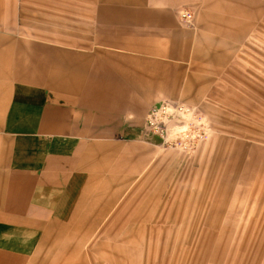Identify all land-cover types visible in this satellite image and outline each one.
I'll use <instances>...</instances> for the list:
<instances>
[{
    "label": "rangeland",
    "instance_id": "obj_1",
    "mask_svg": "<svg viewBox=\"0 0 264 264\" xmlns=\"http://www.w3.org/2000/svg\"><path fill=\"white\" fill-rule=\"evenodd\" d=\"M204 2L144 0L174 20L165 30L145 23L124 30L98 22L122 0H0L8 38L76 48L55 42L151 35L148 54L133 56L147 66L141 76L159 73L147 99L144 91L134 102L122 94L141 109L128 118L132 139L85 142L77 183L44 190L32 216L5 215L6 176L19 167L7 149L30 148L22 140L30 137L45 150L47 139L37 129L0 131V245L30 254L0 255V264H264V5L252 19L251 5L244 15L242 0H224L217 15L228 22H210ZM11 80L8 104L21 85ZM37 91L39 111L54 102L50 90ZM28 101L19 103L33 106Z\"/></svg>",
    "mask_w": 264,
    "mask_h": 264
},
{
    "label": "crops",
    "instance_id": "obj_2",
    "mask_svg": "<svg viewBox=\"0 0 264 264\" xmlns=\"http://www.w3.org/2000/svg\"><path fill=\"white\" fill-rule=\"evenodd\" d=\"M122 1L128 3L103 8L98 22L111 29L116 27L127 30L134 28L133 23H145L148 28L165 30V22L174 20L169 14L166 15L168 10L147 9V5L142 3L144 0ZM168 1L171 0H162L161 5H155L181 7L195 0H172L173 4H165ZM242 3L244 15L247 14L246 7L250 5L252 19L263 14V2H259L257 7L254 0H242ZM224 5V0H205L204 9L207 11L203 14V19L213 22L216 17L220 22H228L217 15ZM230 7L233 12L238 9L235 5ZM208 11L211 13H207ZM145 13L151 14L135 16ZM8 22L5 19L0 21V27L4 29ZM46 23L55 25L51 20ZM148 38L152 36L129 33H125V36L97 35L90 41L85 37L76 38L77 40L62 39L55 44L73 45L76 48H55L47 47L46 42L42 41L18 42L0 31V131L21 130L32 136L38 130L47 139L45 150L37 149V143L33 142L35 138L30 137L22 139L29 140L24 144L27 143L30 148L7 149L19 167L10 170L6 176V216H32L42 204L44 190L58 189L62 181L73 182V185L77 183V174L81 172L77 167L84 163L82 155L86 148L85 142L132 139L129 135H134L133 123L128 118L136 114L135 110L141 109L134 107V103L128 104L127 99L134 102V94L138 95L142 91L148 94L147 99L151 95L150 85L155 73L159 75L156 70L152 75L141 76L142 70L144 72L147 66L137 62L142 61V58L133 56L135 51L138 54H148L151 41L144 40ZM103 44L120 46L115 49L118 52H111L103 51ZM154 51L158 54V50ZM11 77L21 85L15 93L16 101L8 104L10 89L15 88ZM40 88L50 90L54 102L39 111L36 105L37 99L41 98L37 91ZM122 94L131 95L124 98ZM113 98L121 101L115 100L113 103ZM26 99L31 100L28 102H33V106L25 108L20 105L19 102ZM142 103L144 104L143 99ZM142 103H139L140 106H143ZM140 162L141 159L137 163ZM96 217L99 219L95 221L99 222L101 216ZM0 255L21 259L30 257L26 250L2 245ZM108 261L120 264L117 259ZM79 264H86V261L82 260Z\"/></svg>",
    "mask_w": 264,
    "mask_h": 264
}]
</instances>
